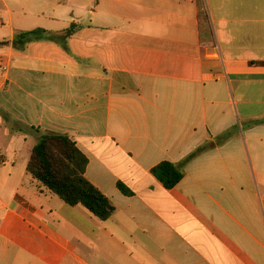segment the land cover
I'll list each match as a JSON object with an SVG mask.
<instances>
[{"label": "crops", "instance_id": "obj_1", "mask_svg": "<svg viewBox=\"0 0 264 264\" xmlns=\"http://www.w3.org/2000/svg\"><path fill=\"white\" fill-rule=\"evenodd\" d=\"M15 1L0 8V264H264V0ZM35 29L54 39L13 44ZM42 133L88 158L108 220L32 178ZM162 163L183 173L173 189Z\"/></svg>", "mask_w": 264, "mask_h": 264}, {"label": "trees", "instance_id": "obj_2", "mask_svg": "<svg viewBox=\"0 0 264 264\" xmlns=\"http://www.w3.org/2000/svg\"><path fill=\"white\" fill-rule=\"evenodd\" d=\"M78 29L71 25L62 33L63 39L70 38ZM44 36L54 39L44 29H35L17 34L14 45L25 47ZM88 158L79 150L72 139L63 134L42 133L41 139L32 148L27 171L34 180L41 183L65 204L75 207L82 205L102 221L108 220L115 212L112 202L93 186L86 178ZM152 174L166 189H173L183 178L181 169L171 163H162L152 170ZM120 190L128 194L119 184Z\"/></svg>", "mask_w": 264, "mask_h": 264}, {"label": "rangeland", "instance_id": "obj_3", "mask_svg": "<svg viewBox=\"0 0 264 264\" xmlns=\"http://www.w3.org/2000/svg\"><path fill=\"white\" fill-rule=\"evenodd\" d=\"M13 1H14V3H18V2H19V1L11 0L10 3L12 4ZM0 8H2L1 0H0ZM67 14H68V13H67ZM5 16H6V15H4V17H2V18H6Z\"/></svg>", "mask_w": 264, "mask_h": 264}]
</instances>
